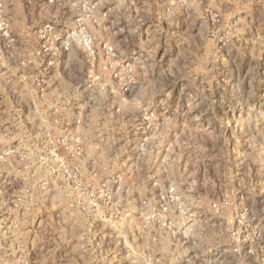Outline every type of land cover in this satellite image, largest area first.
<instances>
[{"label":"rangeland","instance_id":"rangeland-1","mask_svg":"<svg viewBox=\"0 0 264 264\" xmlns=\"http://www.w3.org/2000/svg\"><path fill=\"white\" fill-rule=\"evenodd\" d=\"M0 264H264V0H0Z\"/></svg>","mask_w":264,"mask_h":264},{"label":"crops","instance_id":"crops-1","mask_svg":"<svg viewBox=\"0 0 264 264\" xmlns=\"http://www.w3.org/2000/svg\"><path fill=\"white\" fill-rule=\"evenodd\" d=\"M58 112V113H55ZM54 112L55 116L56 114H59V118L57 120V123L62 127L66 126V128L72 127V108L68 109V111L64 112V108L62 107L59 109H56Z\"/></svg>","mask_w":264,"mask_h":264},{"label":"built area","instance_id":"built-area-1","mask_svg":"<svg viewBox=\"0 0 264 264\" xmlns=\"http://www.w3.org/2000/svg\"><path fill=\"white\" fill-rule=\"evenodd\" d=\"M64 163V162H63ZM65 172L72 177V165L71 166H65ZM78 170V168H76Z\"/></svg>","mask_w":264,"mask_h":264}]
</instances>
